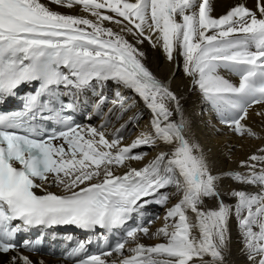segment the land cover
Masks as SVG:
<instances>
[{"label": "snow or ice", "instance_id": "obj_1", "mask_svg": "<svg viewBox=\"0 0 264 264\" xmlns=\"http://www.w3.org/2000/svg\"><path fill=\"white\" fill-rule=\"evenodd\" d=\"M50 4L80 6L88 15L61 13ZM212 12L211 0H0V104L20 86L38 82L20 110H0V253H15L8 264H43L21 252H38L43 234L22 243L18 235L65 225L123 232L112 245L104 237L107 250L96 253L88 252L90 241L77 242L67 254L74 264H226L233 217L248 264H264V146L240 161L244 171L214 174L189 135L180 97L147 67L138 47L147 40L169 61L181 56L185 74L221 122L256 137L244 121L249 109L264 104V0H256V10L238 3L218 18ZM108 81L116 85L111 98L104 92ZM90 88L98 98L89 115L103 117L99 126L66 114L76 111L77 93ZM122 89L151 112L150 130L127 145L128 125L143 114L109 130L113 117L119 121L135 106ZM63 96L72 99L65 103ZM158 142L171 147L140 168L131 166L147 155L134 150ZM225 179L245 187L222 191ZM168 187L180 198L151 231L143 209L168 205L169 194L160 191ZM212 198L217 205H205ZM143 237L162 242L146 245Z\"/></svg>", "mask_w": 264, "mask_h": 264}, {"label": "bare ground", "instance_id": "obj_2", "mask_svg": "<svg viewBox=\"0 0 264 264\" xmlns=\"http://www.w3.org/2000/svg\"><path fill=\"white\" fill-rule=\"evenodd\" d=\"M44 2L47 3L48 0H44ZM211 3L213 7L212 15L217 18L220 15L226 14V12L231 7L238 3H245L249 8L256 10V0H211ZM49 6L53 8V10L65 14L88 15L81 10L80 6H74L71 9L60 7L55 4H50ZM108 14L114 15L111 12H108ZM89 18L92 19L90 16ZM105 26L112 27L114 31H119V26L110 22H105ZM128 38L130 40L132 39L131 37ZM138 47L145 53L144 63L147 65V67L161 80L170 82L171 90L175 92L178 97H180L181 106L184 109L186 118L190 122L189 135L201 145L204 153L209 158L213 173L220 174L228 170L244 171L243 168L239 167L240 161L246 159L248 156L255 153L257 149L264 146V116L256 115L258 111L264 110V104L254 105L251 109H249V115L244 121V123L252 127L253 131L257 133V136L252 137L245 133L243 136L237 137L234 135L231 128L222 126L223 123L213 120L211 117H208V119L205 120L206 116L201 114V108L204 105L202 98L204 97L199 88L193 85L192 77L185 74L184 62L181 56L176 55L172 61H169L159 44H157L156 47H153L152 44L147 40H145L142 45H138ZM220 74L235 83L239 82V77L228 72L227 70L221 69ZM112 83L115 85L114 82ZM122 91L125 92V95L133 98L135 101V106L119 121H117L115 117L112 118V123L109 125V130L114 131L115 128H118L120 124L124 123L128 117L133 116L138 112L144 114V119L140 121L141 123L139 122L140 125H138L139 123L136 125V127L132 124L128 125L129 131L133 128L136 129L126 140L122 141V144L127 145L130 144L140 132L150 130L151 112L144 106V103L139 98V96H136L131 90L122 89ZM92 100L93 98L88 94V91H86L83 95L77 93L78 104L80 106H90L89 112L86 116L87 119L90 123L96 119V122L91 125L99 126L103 117L96 118L95 114H92L91 116L89 115L93 112L92 106L94 102ZM110 138L111 137H109V139ZM170 147L171 146H167L158 142L157 146L155 147H144L138 149H146L148 151L147 155L143 160L131 161L130 164L132 167L140 168L149 160H151L159 151L169 150ZM126 170L127 168L124 167L119 168L116 171L118 174H122ZM229 187L244 188L245 186L235 183L230 179H225L223 181L221 190L224 191ZM51 190L58 191L56 188H52ZM170 193L169 203L166 207H170L180 198V195L176 193L175 188ZM222 198L226 203H234V198H230L227 195H223ZM205 205L208 207H215L217 205V201L214 198L206 199ZM143 211L148 214V210L144 209ZM161 212L162 213L160 214L159 220L150 226L151 231H155L157 228L163 225L165 209L161 210ZM189 215L193 214L189 213ZM136 218L138 219V217ZM193 220H195L194 215ZM58 232L63 231L59 230ZM230 233V254H226V264H248L246 255L242 252L243 244L240 233L237 230L235 217H233L230 221ZM140 242L146 245H153L155 243L162 242V238L143 237ZM125 254L127 255L128 253ZM13 255H15V253L11 251L6 254H1L0 264H8L10 258ZM27 255H29L34 261H43V264H50L52 262V259L47 255L35 256L29 253H27Z\"/></svg>", "mask_w": 264, "mask_h": 264}, {"label": "rangeland", "instance_id": "obj_3", "mask_svg": "<svg viewBox=\"0 0 264 264\" xmlns=\"http://www.w3.org/2000/svg\"><path fill=\"white\" fill-rule=\"evenodd\" d=\"M201 114H202V111H201ZM144 119V116L142 117V119L141 120H143ZM141 120H139V122L141 121ZM138 122V123H139ZM141 123V122H140ZM140 123L138 124V125H140ZM135 127H136V125H135ZM136 128H133V129H131L130 130V134H125V135H127V136H125V138H124V140H126L131 134H132V132L135 130ZM234 135L235 136H237V137H241V135H238V133H234ZM146 151V153L148 152L147 150H145ZM173 189H174V187H168V188H166V190H164V192H167L168 194L170 193V192H172L173 191ZM147 238V237H146ZM130 246V245H129Z\"/></svg>", "mask_w": 264, "mask_h": 264}]
</instances>
